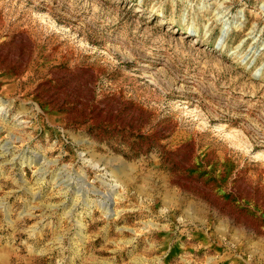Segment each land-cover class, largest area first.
Returning a JSON list of instances; mask_svg holds the SVG:
<instances>
[{
    "label": "rangeland",
    "instance_id": "374dc122",
    "mask_svg": "<svg viewBox=\"0 0 264 264\" xmlns=\"http://www.w3.org/2000/svg\"><path fill=\"white\" fill-rule=\"evenodd\" d=\"M0 264H264V0H0Z\"/></svg>",
    "mask_w": 264,
    "mask_h": 264
}]
</instances>
